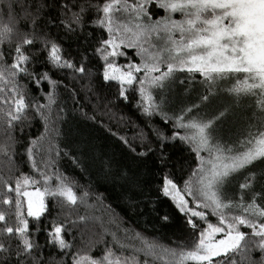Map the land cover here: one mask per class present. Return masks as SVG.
Wrapping results in <instances>:
<instances>
[{
  "label": "snow or ice",
  "instance_id": "1",
  "mask_svg": "<svg viewBox=\"0 0 264 264\" xmlns=\"http://www.w3.org/2000/svg\"><path fill=\"white\" fill-rule=\"evenodd\" d=\"M52 28L63 31L60 40L83 36L84 46L97 35L91 51L77 49V62ZM54 73L79 85L87 102L96 97L92 116L73 109L87 120L95 121V113L117 120L100 90L116 87V100L125 103L129 91L138 93L136 107L152 136L139 129L137 150L105 126L132 154L116 176L128 182L129 168L147 175L154 157L158 182L135 187H148L145 207L161 229L175 227L180 237L169 244L122 228L121 239L108 227H120L110 209L106 222L95 214L102 199L89 204V192L77 193L59 162L66 157L83 169L87 135L62 128L65 94L78 103L79 93ZM195 74L201 88L184 87ZM157 116L165 127L154 126ZM37 118L43 131L29 135L30 172H24L13 160L22 142L16 133L23 136ZM168 148L188 158L173 164ZM0 157L6 170L0 171V264H264V0H0ZM50 203L57 212L42 229ZM69 225L82 247L76 236L65 238ZM42 230L59 258L45 259L36 242ZM98 246L100 255H93Z\"/></svg>",
  "mask_w": 264,
  "mask_h": 264
},
{
  "label": "trees",
  "instance_id": "2",
  "mask_svg": "<svg viewBox=\"0 0 264 264\" xmlns=\"http://www.w3.org/2000/svg\"><path fill=\"white\" fill-rule=\"evenodd\" d=\"M35 2V0H33ZM41 23H44L42 20ZM87 31H93L92 29H86ZM51 32L58 40L60 37L64 36L63 31H59L56 28H52ZM97 33L93 31V39L89 41L87 46L82 44L83 36H80L79 39L69 38L67 41L60 40L64 48L67 50L65 55L75 56L77 62L80 59L79 53L77 52L78 48H83L85 51H91L96 38ZM130 56L132 52L129 51ZM43 58V57H41ZM96 65L95 60H91L89 66ZM39 70V69H38ZM199 76V74H196ZM55 79H63L65 84H69V81L63 77L53 74ZM99 80V78H97ZM234 82V81H233ZM45 90H47V85L45 84ZM70 88H74L75 91L79 93L77 96L78 103L73 101L71 98H68L67 93L65 94L66 107L68 109L65 114L68 124L62 125V128L65 130L80 129L87 135V143L82 144L80 151L83 155L80 156V159L83 163V169L75 167L68 158H63L59 162L60 170L72 180L77 182L76 191L80 194L83 191L90 193L88 198L89 204H96L97 197L101 198L103 203L102 205L97 204L99 211H96V215H103L105 222L109 218V213L105 209H110L111 213H114L118 218L119 228L115 225H108L112 231L117 232L118 237L123 239V234L120 232V229L127 228L131 233L139 232L143 236L148 238H155L161 240L164 243H171L173 237H180L181 233L178 232L175 227H169L161 229L160 225L157 223L155 214L150 212V210L145 207V200L147 199L148 187H145L143 192L139 191L135 184L137 181L144 183L145 185H155L160 175V169L155 162V158L152 157V163L149 165L151 168V173L145 175V173L138 168H129V181L125 182L119 176H116V172L120 169H124L129 165V160L131 153L129 149L118 140L117 137L111 135L110 132L105 130V126L111 128L113 132H117L118 136H126L132 146L140 150L139 140L133 141V136L138 132L139 129L143 128L145 132L148 133L149 138H151V128L148 126V120L143 117L140 111L136 107L137 103V93L129 91L128 97L129 100L125 103L122 100H116L118 95V90L116 87L102 89L100 90V96L102 99L111 100L113 103L109 105L117 113V120L120 115H123L125 118L124 123H118L117 120H109L105 115L100 113L96 114V120H87L81 115L80 111H73V109H81L84 113H87L88 116L94 114L93 105L97 102L96 97L93 96L91 103L87 102L84 98V93L80 92L79 85L69 84ZM33 93H36L35 88L33 87ZM102 110V109H101ZM230 120L232 117L229 118ZM154 126L165 127L163 125L160 117L153 118ZM169 131L171 126L168 125ZM43 131L42 123L39 118L35 119L32 122L31 128H26L23 136L20 135L19 130H17V137L21 143L16 145L17 155L13 156L14 162L20 165V170L24 172H30L29 165L27 163V157L24 154V149L27 146V141L29 135L36 137ZM166 151L172 152V161L173 164L177 161L178 157H183L180 160V163L183 164L185 159L188 158V153L185 151H180L177 149L168 148ZM73 152H76V149H72ZM79 155V153H77ZM4 158L0 157V161ZM23 161V163H21ZM0 171H6L4 169L3 163H0ZM172 171L175 172L176 168L173 167ZM131 197V199H129ZM50 212L46 214V218H42L41 228L48 226V222L53 216L56 215L57 209L51 207L49 204ZM168 210L167 205H161V211ZM84 208L80 209V213H84ZM31 220V218H29ZM31 227L34 229L35 225L32 224ZM71 231V235L65 234V238L68 241H73V236H76L74 243L78 247H82L81 238L77 235L76 230L71 229V226H68ZM97 231L99 228L97 227ZM107 240L111 241L112 237H105ZM90 237L89 235L84 236V243H88ZM36 242L40 245H44L43 255L47 260L48 257L59 258L60 253L57 252L55 248H49L47 246V236L46 233L42 230L36 237ZM5 243H7L5 241ZM102 251V246H98L97 250L93 252V255H100ZM127 254V253H125ZM254 257L258 260L259 253H254ZM70 264V260L67 262Z\"/></svg>",
  "mask_w": 264,
  "mask_h": 264
},
{
  "label": "rangeland",
  "instance_id": "3",
  "mask_svg": "<svg viewBox=\"0 0 264 264\" xmlns=\"http://www.w3.org/2000/svg\"><path fill=\"white\" fill-rule=\"evenodd\" d=\"M176 18H179V16H177ZM130 55V54H129ZM125 61L123 60V58H121V60H120V63H124ZM180 77H181V79H184L185 77H187L188 76V74L187 73H181V74H178ZM202 78L200 77V76H197L196 74H195V78H194V84L193 85H190L189 83H188V81L186 80L185 81V86L184 87H195V89H197V90H199L200 88H201V85L199 84V81L201 80ZM183 88H181L179 85H178V87H177V92L178 93H183ZM195 96V92H193V97ZM137 102H138V100H139V96H138V93H137ZM137 104V103H136ZM256 109H255V105H254V102H253V107L252 108H250V109H247V114L249 115V116H251L252 115V112L253 111H255ZM239 111V110H238Z\"/></svg>",
  "mask_w": 264,
  "mask_h": 264
}]
</instances>
